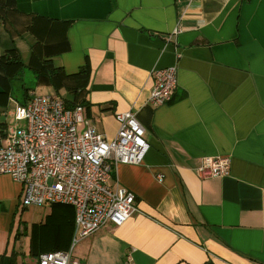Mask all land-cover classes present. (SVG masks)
<instances>
[{
	"label": "crops",
	"instance_id": "crops-1",
	"mask_svg": "<svg viewBox=\"0 0 264 264\" xmlns=\"http://www.w3.org/2000/svg\"><path fill=\"white\" fill-rule=\"evenodd\" d=\"M6 56L22 65L7 66L11 85L0 81L1 144L9 117L25 126L17 112L33 95L83 106L108 141L117 113L133 111L145 129L143 164H119L110 180L134 194L138 212L83 240L77 261L264 264V0H0ZM42 60L61 71L39 75L31 67ZM173 66L175 94L154 108L152 73ZM206 157L230 158L229 175L199 178ZM22 197L0 176V264H35L71 246L74 208H23Z\"/></svg>",
	"mask_w": 264,
	"mask_h": 264
},
{
	"label": "built area",
	"instance_id": "built-area-1",
	"mask_svg": "<svg viewBox=\"0 0 264 264\" xmlns=\"http://www.w3.org/2000/svg\"><path fill=\"white\" fill-rule=\"evenodd\" d=\"M183 32L180 22L172 32ZM149 104H168L178 87L176 66L152 73ZM17 116L24 127L11 126L0 143V176L23 188L21 206L52 204L72 206L75 229L67 251L41 254L35 264H81L74 258L77 246L108 223L124 225L138 210L135 196L110 180L119 164H143L150 145L136 113H117L119 130L113 141L99 133L84 116V108H69L57 97L33 95ZM231 171L228 157H206L197 175L201 179L225 177ZM124 264H135L127 254Z\"/></svg>",
	"mask_w": 264,
	"mask_h": 264
},
{
	"label": "trees",
	"instance_id": "trees-1",
	"mask_svg": "<svg viewBox=\"0 0 264 264\" xmlns=\"http://www.w3.org/2000/svg\"><path fill=\"white\" fill-rule=\"evenodd\" d=\"M17 65H22L21 64V60L20 58L17 56V57H10V56H6L2 59H0V70L2 71V77H0V81L1 79L5 80L6 82L8 81L9 84L11 85L15 79L12 78L13 80H7V74H6V68L7 66H17ZM31 69L35 72H37L39 75H43V76H48L50 77L51 79L61 71V69H57V68H54L53 64H52V61L51 60H42V62L40 63L39 66L37 67H31ZM23 72V68L21 69V71H19V73ZM18 75V74H17ZM2 82V81H1ZM7 94V93H5ZM30 100V99H29ZM28 100V101H29ZM28 103V102H27ZM26 103V104H27ZM65 103L67 104V106L69 108H75L76 106L78 105H70L68 104L66 101ZM80 106V105H79ZM83 107V106H82ZM54 207L55 206H62V207H68V208H71L72 206H68V205H63V204H52ZM73 208V207H72ZM74 229H75V223H74ZM74 229H73V234H74ZM73 237V235H72ZM72 242V240H71ZM71 245V244H70ZM70 248V247H69ZM69 250V249H68ZM40 256V255H39ZM38 256V257H39ZM9 264H12L11 262Z\"/></svg>",
	"mask_w": 264,
	"mask_h": 264
},
{
	"label": "rangeland",
	"instance_id": "rangeland-1",
	"mask_svg": "<svg viewBox=\"0 0 264 264\" xmlns=\"http://www.w3.org/2000/svg\"><path fill=\"white\" fill-rule=\"evenodd\" d=\"M31 83V77H28V81H27V84L30 85ZM20 85H21V82H17L14 86V90H13V95H14V98L17 99L19 102H23L24 99H23V91L22 89L20 88ZM32 87H35V85L33 84ZM9 124L11 126H14L16 123L13 121V117H9ZM16 126V125H15ZM33 231L40 234L41 232V229L39 226H35L33 228Z\"/></svg>",
	"mask_w": 264,
	"mask_h": 264
}]
</instances>
